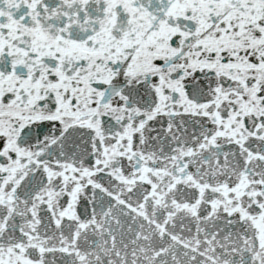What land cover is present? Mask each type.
Returning <instances> with one entry per match:
<instances>
[{"label":"snow or ice","instance_id":"1","mask_svg":"<svg viewBox=\"0 0 264 264\" xmlns=\"http://www.w3.org/2000/svg\"><path fill=\"white\" fill-rule=\"evenodd\" d=\"M0 264H264V0H0Z\"/></svg>","mask_w":264,"mask_h":264}]
</instances>
